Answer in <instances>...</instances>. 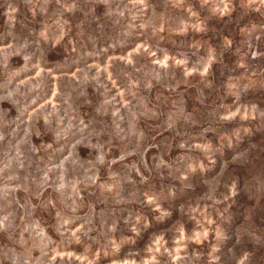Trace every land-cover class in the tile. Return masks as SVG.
<instances>
[{
  "label": "rangeland",
  "instance_id": "1",
  "mask_svg": "<svg viewBox=\"0 0 264 264\" xmlns=\"http://www.w3.org/2000/svg\"><path fill=\"white\" fill-rule=\"evenodd\" d=\"M0 264H264V0H0Z\"/></svg>",
  "mask_w": 264,
  "mask_h": 264
}]
</instances>
